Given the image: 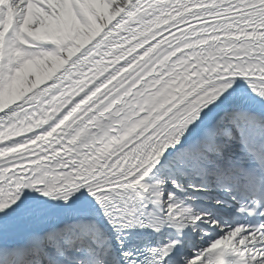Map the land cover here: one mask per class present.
<instances>
[{
  "label": "snow or ice",
  "instance_id": "snow-or-ice-1",
  "mask_svg": "<svg viewBox=\"0 0 264 264\" xmlns=\"http://www.w3.org/2000/svg\"><path fill=\"white\" fill-rule=\"evenodd\" d=\"M0 264H264V0H0Z\"/></svg>",
  "mask_w": 264,
  "mask_h": 264
}]
</instances>
